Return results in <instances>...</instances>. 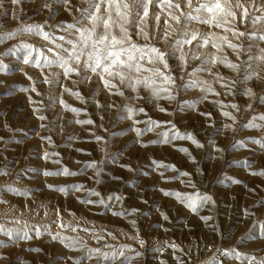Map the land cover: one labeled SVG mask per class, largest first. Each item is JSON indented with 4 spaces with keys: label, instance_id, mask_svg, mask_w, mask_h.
<instances>
[{
    "label": "rangeland",
    "instance_id": "rangeland-1",
    "mask_svg": "<svg viewBox=\"0 0 264 264\" xmlns=\"http://www.w3.org/2000/svg\"><path fill=\"white\" fill-rule=\"evenodd\" d=\"M254 2L264 6V0ZM44 3H50L51 8L42 7ZM83 4L84 0H69L67 5L63 0H20L14 5L11 0H0V169L7 168L6 175L0 172V186L10 184L16 189L0 187V228L13 233L9 237L6 231H0V264H261L264 121L259 115L264 113V99L259 97L264 96V62L249 61L247 57L255 56L257 46L264 47V43L257 37L241 40L230 29L260 33L264 32V21H232L228 30L192 21L189 27L193 31L217 35L219 48L211 43L194 48L201 57L208 56V62L202 64L199 57L188 59L181 71L179 60L170 59L175 85H162V77H157L153 85L146 88L141 83L133 90L118 77H108L123 92L120 95L115 88L109 91L97 75L81 83L80 75L65 77L60 66L45 64V56L54 58L58 52L66 55L58 45L68 47L67 25L79 15L76 9ZM157 13L162 34L167 17L155 2L149 6L143 27L155 31ZM249 13L264 15L260 8L249 7ZM135 23L129 29L132 40L143 44V37L136 35ZM25 25H39L49 38L25 31ZM15 29L20 31L4 35ZM61 36L66 37L65 41L60 40ZM221 37L243 42V54L238 56ZM22 42L32 47L26 49ZM151 43L165 47L158 38ZM185 51L189 46L185 45ZM28 53L30 62L25 63ZM212 55L217 57L215 64ZM221 61L251 64V70L258 71L261 79L245 80V68L234 70ZM144 64L159 66L149 64L147 59ZM198 65L206 70L193 72ZM131 75L135 78L151 73L141 70ZM45 77L53 82L51 86L44 83ZM191 80L197 81L196 86H182L181 82ZM225 84L231 85L227 91ZM209 86L214 91H205ZM153 87H171L174 98L167 99L161 92L157 99L152 95ZM246 88L255 95H245ZM61 99L68 107L61 105ZM184 101H195V108ZM125 104L142 107L144 112L136 111L128 119ZM224 111L236 117L234 124L222 114ZM40 115L46 119L40 120ZM149 118L171 121L176 128L155 124L139 136L144 142L141 146L136 143L133 128H146ZM249 118H255L256 127L245 126ZM225 124L233 126L225 129ZM164 131L190 132L202 147L193 144L187 135L175 139L169 136L168 143H148ZM94 136L102 139L97 141ZM118 151L120 154L115 155ZM152 160L162 163L153 165ZM91 161L96 162L94 167H88ZM124 164L130 168L122 167ZM169 164L175 167H164ZM45 169L52 174L44 175ZM161 172L165 177L177 178L162 179ZM181 172L189 175L180 176ZM47 184L64 186L67 194ZM205 193L211 200L198 203L195 211L187 207L189 198L195 200ZM99 199L106 203H87ZM54 235L63 239H54ZM68 243L74 246L66 247ZM90 249H99V253ZM120 250L123 256L116 255Z\"/></svg>",
    "mask_w": 264,
    "mask_h": 264
},
{
    "label": "snow or ice",
    "instance_id": "snow-or-ice-1",
    "mask_svg": "<svg viewBox=\"0 0 264 264\" xmlns=\"http://www.w3.org/2000/svg\"><path fill=\"white\" fill-rule=\"evenodd\" d=\"M20 0H11L12 4H18ZM69 0H63V3L67 5ZM155 2L157 6L166 13L164 20V29L161 34V30L158 27V22L160 19V13L156 14L157 27L155 31L151 29L145 30L143 27L146 18L149 16V6L151 3ZM44 8H51L50 3L42 4ZM249 7L260 8V12L264 13V6L257 5L254 0H250L249 3H244L243 0H196V3H193V0H84L82 7L77 8L78 16L73 17V22L67 25L66 32L68 34L67 45L65 47L63 43L59 44L58 47L64 50L66 55L57 53L54 58L44 57L46 65H58L63 69V74L65 77H68L70 74L75 73L80 75V82L83 83L84 80H91L92 75H97L99 80L105 85L109 91L115 88V85L112 84V80L108 77H118L120 81L124 84L125 87H130L133 90L136 89L137 85L143 83L147 88L150 85L156 83L157 77H162L160 83L162 85H175L176 81L170 72V59L176 58L181 64V71L184 70V67L187 64L188 59L197 58L201 59V63H207L209 57H201L198 52L194 51V48H203L205 45L211 43L213 48H219V45L216 43L217 35L215 32H208L206 34H201L197 31H193L189 24L192 21H202L210 26H215L216 28H225L228 30L232 21H237L238 23L242 22L247 24L248 19L251 18L252 23H258L264 21V15H254L250 16ZM203 14V15H202ZM137 18H139V23H135ZM82 21L87 23L82 24ZM135 23L137 29L136 35L138 37H143L144 43L140 44L132 40L129 29ZM25 31H36L38 34L44 36L45 39L49 38V33L44 32L39 25H25L23 26ZM231 32L234 37L240 38H249L257 37L261 43H264V32H254V31H241L238 27H231ZM20 29H15L11 32L4 33L6 36L15 35L16 32ZM159 39L165 44L164 48L157 47L155 44L151 43L153 39ZM170 38V39H169ZM66 37L61 36L60 40L65 41ZM221 40L224 41L237 55L243 54L244 44L234 43L231 40H228L225 37H221ZM185 45L189 46V51H185ZM22 46L26 49L31 48L32 45L23 43ZM15 47V46H13ZM252 47V45H248ZM258 47V52L255 56L249 55L247 59L249 61L255 59L257 61L264 62V47ZM7 51V49H6ZM51 51V49H50ZM30 53L24 56V62L28 63ZM147 59L149 64L159 65L157 67H146L144 60ZM212 63H217V57L215 55L211 56ZM74 62V63H73ZM226 63L228 67L234 70H239L240 68H245L243 78L245 80L257 79L260 80L261 76L258 71L251 70V64H240L232 63L230 61H221ZM2 63V62H0ZM81 69L83 73L81 75ZM163 69V70H162ZM141 70L151 73L149 76H139L133 77L132 72L139 73ZM168 70V71H165ZM206 69L200 67L199 65L192 69L193 72L196 71H205ZM210 71V69H208ZM27 75V74H25ZM215 75V73H213ZM31 79V77H29ZM222 79V78H221ZM44 83L52 85V81L45 77ZM184 87L196 86L197 81L191 80L187 84L181 82ZM61 88H64V85H59ZM203 87V85H201ZM225 90H229L231 85L225 84ZM33 91H36V88H32ZM67 90V89H65ZM115 91L123 95V92L119 88H115ZM152 95L157 99L160 97L161 92L166 93L165 98L173 99L174 93L171 87H162L151 89ZM207 92H212L214 89L212 87H207L205 89ZM264 91V89H262ZM244 94L252 97L255 95L251 88H246ZM206 98V97H205ZM260 99H264V96H260ZM60 103L64 107L68 105L60 100ZM99 106V101H96ZM188 107L195 108V101H184ZM114 105H109L112 107ZM124 109L127 111L128 119H132L136 111L144 112V109L141 108H132L127 104L123 105ZM159 107V105H157ZM233 107H237L233 105ZM251 109L253 106L248 105ZM73 111H79V109H72ZM35 111V110H34ZM160 111H167L165 108H160ZM225 117L231 118L233 124L236 122V117L228 111L222 113ZM202 115H210L209 113H202ZM40 120H45L46 117L40 115L38 117ZM255 118H249L245 126L247 127H256L254 123ZM259 119L264 121V113L259 115ZM77 123H85V121H77ZM86 123H92V121H86ZM155 124L161 125H170L172 130H175L176 126L171 121H153L149 118L147 121V127L144 129L133 128L137 133L136 143L144 145V142L139 139V136L144 131H151ZM232 124H225L224 128H231ZM7 127V125H5ZM41 127H44L42 124ZM178 135H187V138L197 147H202L200 142L188 132L186 134H181L178 131H164L162 133H157V139L148 141V143H168L169 136L171 139H175ZM163 136L164 139H159ZM97 141H100L102 138L99 136H94ZM41 139L51 140L50 137H41ZM215 147L214 142L209 141ZM237 144H242V141H236ZM182 151L187 152V149H181ZM219 151V149H216ZM79 151V149H78ZM118 151L115 155H119ZM44 157H48V153H44ZM189 159H193L189 154ZM162 162L152 160L153 165H159ZM96 165L95 161L88 162V167H94ZM124 168H130V165L124 164L121 165ZM165 168L175 167L174 165H164ZM64 173L68 172V169H62ZM0 172L7 174V168L0 169ZM52 173L45 169L44 175H51ZM186 172H181L180 176H188ZM260 175H264V169H260ZM162 179H175V176L165 177L163 173H160ZM183 183L184 181L181 180ZM239 182V181H234ZM191 183V181H189ZM50 189H57L62 193H66L64 186H57L55 184L46 185ZM4 189L8 191H16L14 187L10 184H4ZM79 187V185H76ZM163 191V190H162ZM25 195L28 193L25 192ZM166 194L171 195V192H166ZM97 196L100 193L96 194ZM180 196V193L176 194ZM187 196V194H183ZM119 199V197H116ZM211 200V197L208 194H202L198 196L195 200L189 198L187 200V207L191 208L193 211L196 210L197 204H203L205 201ZM87 203H106L105 200H93L87 201ZM181 203H185V200H181ZM136 211V209H133ZM247 214V210H246ZM163 215V214H162ZM57 217L59 218V210H57ZM166 218V217H165ZM207 219V217H202ZM264 224V220H262ZM68 225L61 224V227H67ZM75 230V229H73ZM0 231H6L9 237L12 236V231L4 228H0ZM25 231V237L27 238V229ZM36 234L40 235L39 229H36ZM111 235V233H109ZM259 236L264 238V226L259 230ZM54 239H63L58 235L53 236ZM96 239H102V237L96 236ZM73 243H68L66 247H73ZM172 247H176L172 245ZM226 252L229 250H225ZM92 253H99V249H90ZM116 255L123 256L124 253L122 250L118 251ZM254 259V258H253ZM119 264V262H117ZM261 264H264V261H261Z\"/></svg>",
    "mask_w": 264,
    "mask_h": 264
}]
</instances>
